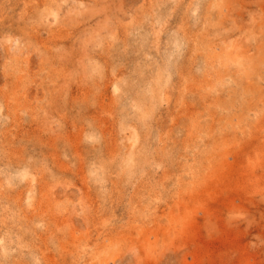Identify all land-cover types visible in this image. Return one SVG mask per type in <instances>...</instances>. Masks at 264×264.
<instances>
[{
    "label": "rangeland",
    "instance_id": "1",
    "mask_svg": "<svg viewBox=\"0 0 264 264\" xmlns=\"http://www.w3.org/2000/svg\"><path fill=\"white\" fill-rule=\"evenodd\" d=\"M0 264H264V0H0Z\"/></svg>",
    "mask_w": 264,
    "mask_h": 264
},
{
    "label": "bare ground",
    "instance_id": "2",
    "mask_svg": "<svg viewBox=\"0 0 264 264\" xmlns=\"http://www.w3.org/2000/svg\"><path fill=\"white\" fill-rule=\"evenodd\" d=\"M237 63V62H236ZM247 69V68H246ZM240 73V72H239ZM246 74V73H245Z\"/></svg>",
    "mask_w": 264,
    "mask_h": 264
}]
</instances>
